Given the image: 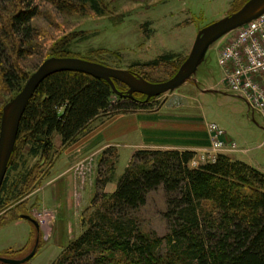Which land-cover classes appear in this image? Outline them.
Masks as SVG:
<instances>
[{
  "label": "trees",
  "instance_id": "1",
  "mask_svg": "<svg viewBox=\"0 0 264 264\" xmlns=\"http://www.w3.org/2000/svg\"><path fill=\"white\" fill-rule=\"evenodd\" d=\"M7 1L10 6L0 16V100L6 93L10 100L29 78L18 63L20 55L27 53L19 49V43L28 40L38 9L37 0ZM38 1L60 11L101 14L102 0ZM247 1L239 0L236 8ZM66 57L70 54L61 46L44 59ZM175 57L161 56L135 74L158 83L147 69L169 66L167 76L173 77L184 61L174 62ZM82 59L105 65L96 57ZM114 86L125 94V85L114 81ZM114 96L105 81L80 72L55 73L38 85L20 119L8 163L7 172L14 176L5 175L0 188V228L28 216L25 206L18 204L31 193L35 181L30 180L33 168H22L24 152L38 160H51L56 153L54 136L59 137L61 149H66L102 117L152 111L155 106L154 98L146 100L138 94ZM2 102L0 116L7 101ZM108 152L102 153L99 168ZM116 157L109 163L107 178L98 172L97 190L112 181ZM194 157L191 151L134 152L114 191L94 196L91 213L81 218L83 231L52 264H264V173L226 155L191 168ZM159 188L164 193V217L169 226L164 237L141 231L134 217L148 195Z\"/></svg>",
  "mask_w": 264,
  "mask_h": 264
},
{
  "label": "rangeland",
  "instance_id": "2",
  "mask_svg": "<svg viewBox=\"0 0 264 264\" xmlns=\"http://www.w3.org/2000/svg\"><path fill=\"white\" fill-rule=\"evenodd\" d=\"M238 4L239 0H102L99 5L101 14H95L90 10L60 11L37 0L34 2L38 9L37 16L31 22L32 32L26 42L19 40V49L27 53L20 55L18 63L30 76L46 60L44 58L47 55L65 46L70 58L96 57L105 63L103 66L135 74L141 72L142 65L168 54L176 56L174 62L185 60L197 33L238 11L241 8H236ZM9 6V1L0 0V16ZM222 41L223 38L206 52L195 76L198 87L188 82L172 93L154 97L155 106L152 111L102 117L75 144L66 149H61L60 142L54 140L56 153L51 160H38L22 149V168H33L34 175L30 180L35 181L31 193L18 201V204L25 206V212L37 222L38 228L24 220H19L17 225L13 223L0 228V258L22 260L36 248L33 258L24 264L55 262L67 244L82 231L81 218L91 213L92 197L103 193L108 195L114 191L116 182L122 177L134 152L166 151L162 148L167 144L162 145L160 137L165 132L163 128L172 130L168 131L171 134L167 137L172 138L169 144L178 143L187 126H198V121L201 120V126H205L208 136V146L194 152L193 161L197 166L204 163L202 156L217 157L232 153L235 154V157H231L232 160L240 159L264 173V123L259 115L248 111L242 99L228 92L222 84L223 73L217 64ZM8 46L7 43L9 54L11 48ZM147 70L150 77L159 81L158 83L172 78L167 76L171 72L169 66ZM203 90L207 92H202ZM9 95H2L0 105L2 101H7L2 108L15 97L9 100ZM161 118H166L169 122L165 125L150 124ZM210 124L217 125L224 131L225 137L227 135L233 140L226 138L235 144L234 152L212 148V136L208 129ZM121 129L133 131L123 138L120 137ZM86 141H92L90 151L81 152L74 159L75 149ZM18 147L21 146L18 144ZM154 147L162 148L153 149ZM106 149L109 150L106 162L99 168V157ZM113 155L117 157L112 181L102 190H97L98 172H101V178L108 177ZM190 167L196 168L191 163ZM6 175L13 178L14 173L8 171ZM66 176L72 180V187L68 186L70 183H64L67 187L62 197L63 215L56 217V224L53 226V214L58 205L54 188L63 183L60 179ZM165 210L164 193L159 188L151 192L146 204L134 213L139 229L164 237L169 230L164 217ZM59 227L62 228L61 233ZM23 239L25 244L19 248ZM161 249L164 252L165 247Z\"/></svg>",
  "mask_w": 264,
  "mask_h": 264
},
{
  "label": "water",
  "instance_id": "3",
  "mask_svg": "<svg viewBox=\"0 0 264 264\" xmlns=\"http://www.w3.org/2000/svg\"><path fill=\"white\" fill-rule=\"evenodd\" d=\"M263 14L264 0H248L238 11L200 30L195 37L189 55L178 71L172 78L162 83H150L131 71L113 69L78 58H49L44 60L36 71L29 76L20 92L2 108L0 117V188L14 151L20 119L36 88L47 77L59 72H80L105 81L117 97L132 98L133 95L138 94L144 96L146 100L172 93L188 82H192L198 87L195 76L209 48L226 35ZM114 81L126 86L125 94H121L115 89ZM202 92H207V90ZM21 220L38 228L37 222L29 216H22ZM35 251L36 248L22 260L0 258V262L2 264H24L33 258Z\"/></svg>",
  "mask_w": 264,
  "mask_h": 264
},
{
  "label": "built area",
  "instance_id": "4",
  "mask_svg": "<svg viewBox=\"0 0 264 264\" xmlns=\"http://www.w3.org/2000/svg\"><path fill=\"white\" fill-rule=\"evenodd\" d=\"M217 64L222 69V84L226 90L242 99L248 111L259 115L264 123V14L223 38ZM208 129L214 150H236L235 144L226 140L224 131L217 125L210 124ZM201 159L203 164L214 163L216 156ZM191 164L197 167L195 161Z\"/></svg>",
  "mask_w": 264,
  "mask_h": 264
},
{
  "label": "crops",
  "instance_id": "5",
  "mask_svg": "<svg viewBox=\"0 0 264 264\" xmlns=\"http://www.w3.org/2000/svg\"><path fill=\"white\" fill-rule=\"evenodd\" d=\"M167 122H169L168 119L166 118H161V120H158V121H153L151 122L150 124H155V125H161V124H167ZM171 122V121H170ZM198 126H195V125H188L187 126V130H184L185 133L182 132V134L185 136V138H181V141H179L178 143H170L169 142H172V141H169V140H172L171 137H167L169 136L171 133H168V131H172V130H167L166 128H163V132L162 135L160 136L162 138L161 141H163V144L162 145H166V147H154L153 149H164V150H178V151H191V152H197L201 149H204L208 146V136H207V133L205 132V126H201V120L198 121ZM173 123H171L170 125H172ZM173 126V125H172ZM174 127V126H173ZM198 127L200 128V130L198 131ZM137 128H139V126H137ZM202 128V129H201ZM136 129V127H135ZM134 129V130H135ZM174 129V128H172ZM131 129H129L127 132L125 129H121L120 130V137H123V138H126L127 135L129 133H131ZM226 138L230 141H233L231 140L229 137H227L226 135ZM54 140H58L60 142V139L58 136H54L53 137V141ZM183 140V141H182ZM177 142V141H176ZM54 144V143H53ZM78 144V143H77ZM92 146V141H86V143H82L79 145V148L77 147L75 149V155L73 156L74 159H76L80 154L81 152L82 153H86V151H90V147ZM243 154V153H242ZM226 156H228L230 159L231 157H235V154H227ZM99 160H100V157H99ZM235 160H238V161H241L240 159H235ZM242 162V161H241ZM67 164V163H66ZM99 164V163H98ZM251 166V165H250ZM70 177L69 176H66V178L64 179H60L62 180L63 183H60L58 186L56 185L55 188H54V196H55V201L56 203L58 204L57 205V211L55 214H53V212L51 214H53V226H55V222H56V217L57 216H60L62 217V212L63 210L61 209L62 208V197L65 193V190H66V187L64 185V183H70V185L68 184V186H71L72 187V180H69ZM45 188V186L43 187V189ZM74 188V187H73ZM94 197H92L93 199ZM92 203V202H91ZM63 209H64V206H63ZM65 217V215H64ZM19 223L18 222H15L14 225H17ZM61 223L62 221H60V226H61ZM61 227H59V233H61ZM82 231H83V228H82ZM81 231V232H82ZM80 232V234H81ZM79 234V235H80ZM25 244V239H23L21 241V243H19V248H21V246L23 247Z\"/></svg>",
  "mask_w": 264,
  "mask_h": 264
}]
</instances>
